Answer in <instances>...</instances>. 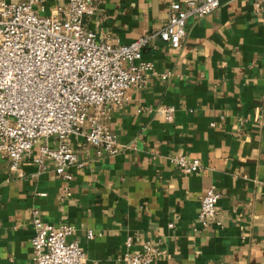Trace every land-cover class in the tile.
I'll use <instances>...</instances> for the list:
<instances>
[{
    "label": "crops",
    "instance_id": "1",
    "mask_svg": "<svg viewBox=\"0 0 264 264\" xmlns=\"http://www.w3.org/2000/svg\"><path fill=\"white\" fill-rule=\"evenodd\" d=\"M64 2L47 0L45 14ZM175 2L98 0L84 27L126 45L160 29ZM184 28L178 47L155 37L141 51L170 77L130 88L123 106L106 109L101 122L124 146L118 153L97 157L69 137L81 163L66 169L69 180L31 157L11 171L0 153V264H34L33 210L43 223L73 227L67 240L83 249V264H111L144 243L160 251L155 264H264V15L250 0H219ZM166 107L171 122L158 111ZM179 155L201 169L180 173L169 162ZM209 188L220 226L199 228L198 199Z\"/></svg>",
    "mask_w": 264,
    "mask_h": 264
},
{
    "label": "built area",
    "instance_id": "2",
    "mask_svg": "<svg viewBox=\"0 0 264 264\" xmlns=\"http://www.w3.org/2000/svg\"><path fill=\"white\" fill-rule=\"evenodd\" d=\"M64 1L45 14L47 0H0V153L7 156L11 171L23 157H31L41 170L46 160L53 162L55 173L69 180L66 169L81 166L69 137H82L97 157L115 155L124 146L101 122L106 109L123 106L130 88H140L154 77L161 81L170 77L169 72L158 73L151 62L142 61V49L155 37L178 47L186 20L214 12L219 0L171 3L160 29L126 45L112 44L85 29L84 19L93 13L98 0ZM250 4L255 13L264 15V0H250ZM158 111L164 121L171 122L172 107ZM169 162L185 175L201 169L197 160L182 155ZM62 192L69 196L66 188ZM217 199L211 188L199 197V228L220 226ZM31 227L34 264H83V249L67 240L73 233L71 225L43 223L33 210ZM86 237L92 234L87 232ZM129 243L126 238L125 245ZM159 253L144 243L140 251L111 264H155Z\"/></svg>",
    "mask_w": 264,
    "mask_h": 264
}]
</instances>
